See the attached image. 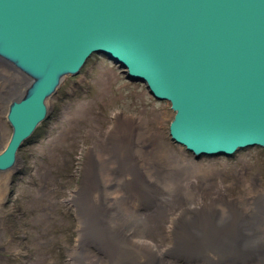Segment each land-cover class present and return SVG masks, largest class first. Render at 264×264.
Returning a JSON list of instances; mask_svg holds the SVG:
<instances>
[{
    "label": "water",
    "instance_id": "1",
    "mask_svg": "<svg viewBox=\"0 0 264 264\" xmlns=\"http://www.w3.org/2000/svg\"><path fill=\"white\" fill-rule=\"evenodd\" d=\"M94 55L170 104L169 137L195 159L264 149V0H0V61L29 81L0 173Z\"/></svg>",
    "mask_w": 264,
    "mask_h": 264
},
{
    "label": "rangeland",
    "instance_id": "2",
    "mask_svg": "<svg viewBox=\"0 0 264 264\" xmlns=\"http://www.w3.org/2000/svg\"><path fill=\"white\" fill-rule=\"evenodd\" d=\"M8 69L14 71L9 66ZM14 72L20 78V88L28 84L25 76ZM6 105L0 110V144L11 134ZM173 117L168 102L155 100L144 84L126 80L124 70L103 56H92L78 76L66 77L49 100L48 120L17 153L21 169L1 188L0 264L81 262L80 255L70 254L77 248L79 222L90 225V218L81 212L87 199L83 184L89 158L96 172L93 229L106 234L105 239L94 231L89 235L85 249L93 263L182 264L173 256L168 222L160 234L146 237L143 233L146 229L143 220L160 211L164 205L161 201L171 195L165 196L169 187L161 185L164 194L154 195L155 202L161 203L160 209L156 205L152 211H146L133 196L126 195L129 190L120 183L124 170L134 163L135 169L152 182L155 168L163 166L162 170L168 171L178 164L190 170H185L180 181L189 186L208 181L215 184L211 189L213 197L225 195L237 200L254 196L256 181L264 185V150L253 147L233 157L195 159L170 140L168 131ZM128 124L134 131L129 161L120 157L125 154V147L115 141L120 129ZM95 200L102 202L101 205L115 200V208L100 206L96 214ZM120 214L122 220L131 217L137 227L121 229V234H117L119 230L114 222ZM128 235L137 236L138 249L127 245ZM144 240L146 244H142Z\"/></svg>",
    "mask_w": 264,
    "mask_h": 264
},
{
    "label": "bare ground",
    "instance_id": "3",
    "mask_svg": "<svg viewBox=\"0 0 264 264\" xmlns=\"http://www.w3.org/2000/svg\"><path fill=\"white\" fill-rule=\"evenodd\" d=\"M25 85L20 88L19 76L0 61V110L6 104L8 110V106L12 101L20 99L27 86ZM15 90H17V95ZM14 96L17 97L13 98ZM47 105L49 107V101ZM133 132V127L128 124L123 126V129H120L115 137L116 143L125 147V154H120V157L125 159L127 157L128 161L131 158L129 151L132 150L133 146ZM10 136L11 134H8L0 144V153L7 146ZM107 145L108 149L112 147H110V141H108ZM255 147L264 150L261 147ZM88 161L85 173L86 180L83 184L87 199L84 204L85 208L83 207L85 210L81 212L82 215H87L90 218V225L79 222L77 248L70 256L76 257L80 255L81 262L73 264H98L93 263L85 248L89 242V235L93 234V231L101 235L103 239L106 237V234L104 235L98 228L93 229V181L96 178V172L93 161L90 158ZM146 166L149 167L147 163ZM174 166L175 169L172 167L168 171H163V166L155 168L156 177L152 182L145 179L141 175L143 174L141 171L135 169L134 163L133 167L129 166L122 174L123 178H121L120 183L122 184L123 182V188L129 190L126 195L128 197L133 196L134 201L145 206L144 209L146 211H152L156 205V208L160 209L161 203L157 204L155 202L154 195L159 197L164 194L161 185L169 187L165 196L171 195L168 199L166 197L163 201L160 200L164 202L160 211L158 212L157 210L155 215L143 220L144 223L142 225L146 226L145 232L143 231L145 236L151 237L154 234H160L161 231L165 230L164 226L168 222L170 224V226H167L168 228L170 227L168 233L173 242L171 249L175 251L173 256L183 262L182 264H264V185H258L259 182L256 181L255 191L257 192L251 197L237 198V200L226 198L225 195L213 197L211 189L215 186L214 183L212 185L207 181L206 184L189 186L188 183L180 181L187 168L178 164ZM19 169H21V162L18 155L14 167L7 172L0 173V191L3 187H6L11 175ZM162 173L164 174L159 178ZM157 186L160 187L161 191ZM108 202L110 204L103 203L101 205L102 202L95 200L96 214L101 208H107V205L108 207L112 206V209L115 208V200H108ZM100 206L101 208H98ZM163 207L165 208L163 209ZM174 207L177 209H174ZM126 212L129 213L128 211ZM121 214L118 215L114 222L115 228L119 230L117 234H121V229L137 227V225L132 223L131 217L126 216L127 218L122 220ZM140 236L142 235L140 234ZM140 236L138 237L140 238ZM121 237L125 239V236ZM126 237L129 241L125 240L127 245L138 249L139 246L136 245L138 244L137 236L128 235ZM137 254H139V251ZM199 261L205 263H200Z\"/></svg>",
    "mask_w": 264,
    "mask_h": 264
}]
</instances>
